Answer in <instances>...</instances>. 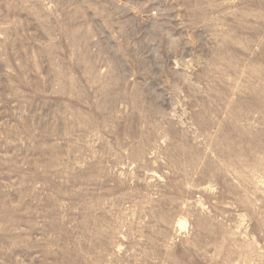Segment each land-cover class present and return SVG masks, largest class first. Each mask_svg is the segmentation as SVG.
<instances>
[{
  "label": "rangeland",
  "instance_id": "rangeland-1",
  "mask_svg": "<svg viewBox=\"0 0 264 264\" xmlns=\"http://www.w3.org/2000/svg\"><path fill=\"white\" fill-rule=\"evenodd\" d=\"M0 264H264V0H0Z\"/></svg>",
  "mask_w": 264,
  "mask_h": 264
}]
</instances>
